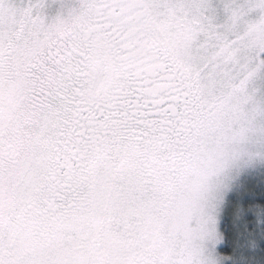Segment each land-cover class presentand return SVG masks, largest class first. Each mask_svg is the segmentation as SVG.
<instances>
[{"label": "snow or ice", "instance_id": "1", "mask_svg": "<svg viewBox=\"0 0 264 264\" xmlns=\"http://www.w3.org/2000/svg\"><path fill=\"white\" fill-rule=\"evenodd\" d=\"M0 264H264V0H0Z\"/></svg>", "mask_w": 264, "mask_h": 264}]
</instances>
